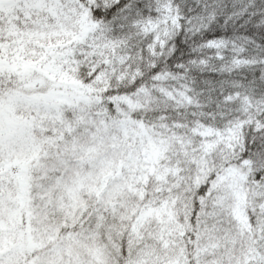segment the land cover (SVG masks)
I'll use <instances>...</instances> for the list:
<instances>
[{"label": "snow or ice", "instance_id": "obj_1", "mask_svg": "<svg viewBox=\"0 0 264 264\" xmlns=\"http://www.w3.org/2000/svg\"><path fill=\"white\" fill-rule=\"evenodd\" d=\"M0 264H264V0H0Z\"/></svg>", "mask_w": 264, "mask_h": 264}]
</instances>
